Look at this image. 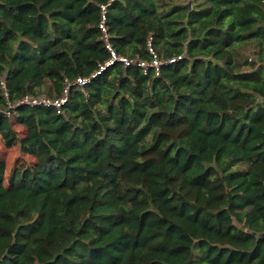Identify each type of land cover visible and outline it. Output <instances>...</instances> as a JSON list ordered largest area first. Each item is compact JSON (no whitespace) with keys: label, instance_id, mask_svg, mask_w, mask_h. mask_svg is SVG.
Instances as JSON below:
<instances>
[{"label":"trees","instance_id":"16d2710c","mask_svg":"<svg viewBox=\"0 0 264 264\" xmlns=\"http://www.w3.org/2000/svg\"><path fill=\"white\" fill-rule=\"evenodd\" d=\"M109 1L0 0V137L32 158L6 178L0 157V264H264V0H117V55L182 59L15 106L110 60Z\"/></svg>","mask_w":264,"mask_h":264},{"label":"built area","instance_id":"2783aa9c","mask_svg":"<svg viewBox=\"0 0 264 264\" xmlns=\"http://www.w3.org/2000/svg\"><path fill=\"white\" fill-rule=\"evenodd\" d=\"M117 0H110L107 4L99 5V8L101 10V21L99 23V30L101 32V41L103 42L104 47L107 49V51L110 53V60L106 62L105 65L101 66L99 71L94 73L91 78H78L75 82L68 84L66 88L63 91V94L60 98H49L46 96L39 95L37 97L33 96H26L23 100H21L17 105H27L30 107L35 106H43V107H51L56 110L58 114H63L62 107L64 104H66L68 99V94L70 91V88L74 87L75 89H84V87L90 83L92 78L97 77L101 74L102 71H104L107 67L113 65L115 62H121L124 67H130V66H137L143 69L144 74L148 73L149 69H152L154 71L155 76H159L161 72V67L164 64H174L182 59V57H176L169 60H162L159 58L157 53L152 47V37H149L147 40V49L152 56L151 62H145L138 59H130L128 57H122L117 55L115 50L113 49L111 45V35L109 34L108 27H107V15L110 5ZM2 88L5 89V82L4 80H1ZM6 94V93H5ZM7 96V94H6ZM15 106H10V108H14ZM7 116L10 117V112H7Z\"/></svg>","mask_w":264,"mask_h":264},{"label":"rangeland","instance_id":"374dc122","mask_svg":"<svg viewBox=\"0 0 264 264\" xmlns=\"http://www.w3.org/2000/svg\"><path fill=\"white\" fill-rule=\"evenodd\" d=\"M188 2V0H178ZM256 44L250 43L245 45L243 48L238 49L239 54V61L244 63L246 60L252 61L253 60V51L256 50ZM247 69V67H245ZM42 96L48 97L46 94H41ZM15 130L22 133L23 128L21 126H14ZM0 157L6 161L7 164V173L6 178H9L12 173L14 172V168L17 165H21L23 162H30L32 158L29 155H23L20 153L18 147L7 149L5 148L3 141L0 137ZM159 221L156 217L150 218V223L157 224ZM143 264H175L173 261L166 259L161 255H157L155 253L144 254L141 256Z\"/></svg>","mask_w":264,"mask_h":264}]
</instances>
